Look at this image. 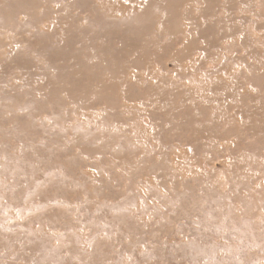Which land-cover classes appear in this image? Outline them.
Returning <instances> with one entry per match:
<instances>
[{
    "label": "rangeland",
    "instance_id": "374dc122",
    "mask_svg": "<svg viewBox=\"0 0 264 264\" xmlns=\"http://www.w3.org/2000/svg\"><path fill=\"white\" fill-rule=\"evenodd\" d=\"M0 264H264V0H0Z\"/></svg>",
    "mask_w": 264,
    "mask_h": 264
}]
</instances>
